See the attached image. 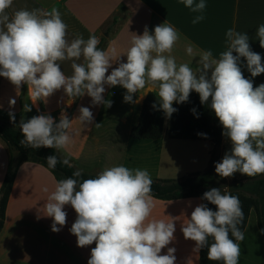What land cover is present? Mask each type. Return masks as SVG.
<instances>
[{
	"label": "clouds",
	"instance_id": "9594fccd",
	"mask_svg": "<svg viewBox=\"0 0 264 264\" xmlns=\"http://www.w3.org/2000/svg\"><path fill=\"white\" fill-rule=\"evenodd\" d=\"M178 2L196 14L193 24L205 19L206 0ZM12 4L13 0H0V77L17 90L27 85L33 104L38 100L47 103L49 97L63 90L69 106L87 95L93 106L111 107L112 101L104 99L105 86L117 85L126 89L124 102L138 103L133 101V94L150 85L158 89L160 109L170 118L177 111L173 103L187 102L195 91L201 104L211 98L209 107L223 127L222 135L231 142V150L215 163L216 174L222 178H231L237 172L248 177L264 175V83L254 87L240 66L244 58L247 71L256 77L264 73V64L261 55L251 49L246 32L229 28L225 32L226 50L219 53V58H214L211 50H202L193 69L188 63L177 64L171 55L180 39L172 24L165 20L152 32L145 25L142 35L132 33L124 54L126 62L113 67L115 48L101 50L100 37L94 34L87 39L76 34L69 41L68 25L56 7L20 9L10 17L7 9ZM255 35L264 48V24L258 26ZM186 51L193 55L191 45ZM81 58L83 62L77 63ZM66 60L72 61L71 75H66L59 63ZM109 69L111 73L107 74ZM9 103L15 105L16 101L10 99ZM31 110L24 105V111ZM192 111L195 113V109ZM78 112L74 119L84 127L93 123L89 107L81 106ZM9 116L15 123V116L11 112ZM72 121L63 110L59 122L50 114L21 119L18 127L24 139L20 143L34 149L53 148L59 153L72 143ZM58 163L75 167L66 155L47 157L49 169H55ZM82 174L83 169L77 168L73 178L55 181L44 205V216L52 218L53 232L66 225L65 206H71L76 219L69 231L77 238V246L95 242L87 264H175L176 249L168 246L175 240L176 218H152L153 180L146 169L111 166L81 181ZM201 200L215 205L216 210L205 203L196 206L182 224L184 238L195 242L196 252L206 247L209 261L239 264L240 242L244 240L240 226L245 220L239 197L227 187L211 188Z\"/></svg>",
	"mask_w": 264,
	"mask_h": 264
},
{
	"label": "crops",
	"instance_id": "0c3cea01",
	"mask_svg": "<svg viewBox=\"0 0 264 264\" xmlns=\"http://www.w3.org/2000/svg\"><path fill=\"white\" fill-rule=\"evenodd\" d=\"M206 4L205 19L197 24L192 23L196 14L178 0H13L7 13L11 17L20 9L51 10L56 7L68 25L69 41L76 34H82L84 39L94 34L100 37V44L103 45L101 50L115 48L113 67H117L119 62H126L124 54L130 47L132 33L142 35L145 25L152 32L155 26L165 20L180 33V39L171 53L177 64L188 63L195 69L202 50H211L213 57L219 58V53L226 50L225 32L229 28L249 35L251 49L261 55L264 64V48L260 47L255 35L258 26L264 24V0H206ZM189 45L193 47L191 56L186 51ZM118 58V62H115ZM76 62L82 63L83 58ZM59 63L66 75L72 74V61ZM240 66L245 78L251 79L254 87L264 83V73L252 77L244 58H241ZM105 87L104 99L112 101L111 107L102 104L93 106L91 97L87 95L76 98L68 106L69 99L63 90L49 97L47 103L38 100L33 104L27 85L17 90L8 79L0 77V119L12 123L9 116L11 112L15 120L27 121L30 112L50 114L59 122L63 110L70 120L73 119L70 129L72 134L78 129H86L82 136L74 135L79 141L77 150L62 154L70 158L75 169H83V173L96 174L107 167L124 165L131 169H146L152 180H155L183 178L199 171V165L205 161L199 155L201 150L205 151L201 145L205 142L168 138L169 118L165 117L160 139L135 140L131 137V130L138 125L145 99L150 93L158 97V89L146 85L143 90L133 94V101L139 100L138 103H126L123 99L126 89L119 85ZM10 99H15V105L10 106ZM25 104L32 110L24 111ZM81 106L89 107L94 116L93 123L87 127L74 119L79 115L78 108ZM104 112L105 118L102 116ZM97 123L102 125L96 128ZM225 143L226 138L223 136L221 151ZM211 150H206L209 158ZM8 165V148L0 140V191ZM55 181L54 175L40 164L28 162L19 167L5 219L3 223L0 220V264H87L95 242L83 248L77 246V238L69 231L76 219L74 209L65 206L67 223L59 232L51 230L52 218L44 216V205ZM45 187L49 189L48 192L43 191ZM154 203L152 218H176L175 240L168 246L176 249L175 264H200V251H194L195 242L184 238L181 227L190 219L194 208L203 203L202 200L187 198L164 201L154 198ZM254 214L253 211L250 219ZM244 240L240 242L239 264H242L247 254L242 247ZM166 251L162 250L163 253ZM257 264H264V258Z\"/></svg>",
	"mask_w": 264,
	"mask_h": 264
},
{
	"label": "trees",
	"instance_id": "16d2710c",
	"mask_svg": "<svg viewBox=\"0 0 264 264\" xmlns=\"http://www.w3.org/2000/svg\"><path fill=\"white\" fill-rule=\"evenodd\" d=\"M102 43L98 46L102 49ZM209 102L201 104L199 94H190L189 100L184 103H173L177 109L169 118L168 138L173 140L204 141L212 144L208 168L203 172L190 174L179 179H155L152 185V195L155 199L172 201L187 198H200L205 191L211 188L227 187L233 195H237L241 201L245 220L240 226L245 232L251 213L256 215L257 227L264 238V175L250 179H235L231 183L215 172V163L221 160V148L223 142V127L214 112L209 107ZM156 105L153 108V105ZM192 109H195L193 113ZM165 114L160 109L159 98L150 93L144 101L138 125L131 130V137L135 140H158L162 136ZM19 121L10 123L0 119V140L7 146L9 153V165L0 191V220L4 221L7 206L10 200L14 182L19 167L24 163L40 164L48 169L56 181L63 178H73L76 170L62 164H57L55 169L47 166V157L51 155L62 156L53 148H31L21 145L24 139L18 127ZM204 134V135H198ZM95 174L83 173L79 178H94ZM213 211L216 206L206 200H202ZM1 223V225H2ZM211 243V238L210 242ZM95 247V244H94ZM200 264H219V262L207 259V248L200 250Z\"/></svg>",
	"mask_w": 264,
	"mask_h": 264
},
{
	"label": "rangeland",
	"instance_id": "374dc122",
	"mask_svg": "<svg viewBox=\"0 0 264 264\" xmlns=\"http://www.w3.org/2000/svg\"><path fill=\"white\" fill-rule=\"evenodd\" d=\"M34 114L37 115V113H34ZM34 114L28 112L27 119H30L31 117L35 116ZM102 116L105 118L106 112H104L102 114ZM85 130L86 129H78L74 134H72V143L68 146V148L60 151L61 155L66 154V153H70V152L73 153L74 151L77 150V148L79 147V141H77V139L75 138L74 135L82 136V134ZM201 145H203V147H205L204 148L205 151L201 150L199 155H201V158H204L205 161H204L203 165L200 164L201 167L199 165V167H198L199 169H197V170H199L198 172H203L208 168L209 157L207 156L206 150L212 149V144L209 142H205ZM230 150H231V142L229 139L226 138V143H225L224 149L221 151V160H222L224 154L226 152H229ZM259 176H261V175H258L256 177H259ZM250 178H253V177H248L246 175H242L239 172H237L231 178H225V179H227L228 183H231L235 179L243 180V179H250ZM177 179H179V178H177ZM255 217H256V215L254 214L252 216V218L250 219L249 230H248L247 236L244 240V243L242 245V247L247 252L245 257H243L244 259H243L242 264H257L259 262H262V260L264 258V239H263V236H261V234L257 228Z\"/></svg>",
	"mask_w": 264,
	"mask_h": 264
},
{
	"label": "water",
	"instance_id": "95a60500",
	"mask_svg": "<svg viewBox=\"0 0 264 264\" xmlns=\"http://www.w3.org/2000/svg\"><path fill=\"white\" fill-rule=\"evenodd\" d=\"M67 104L69 105V100L67 101ZM71 105H72V103H71Z\"/></svg>",
	"mask_w": 264,
	"mask_h": 264
}]
</instances>
